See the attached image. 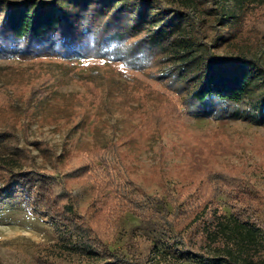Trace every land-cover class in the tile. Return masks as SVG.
<instances>
[{"label":"rangeland","instance_id":"obj_1","mask_svg":"<svg viewBox=\"0 0 264 264\" xmlns=\"http://www.w3.org/2000/svg\"><path fill=\"white\" fill-rule=\"evenodd\" d=\"M214 3L209 11L184 8L197 20L201 42L222 30L223 12L236 8L234 0ZM250 6L240 25L244 38L264 31V0ZM139 38L112 59L0 58L1 144L14 170L38 169L48 183L41 193L0 197V264L103 262L66 246L76 235L37 208L48 195L55 207L72 203L78 221L139 264H199L150 215L155 209L130 211L131 200L148 196L164 199L170 213L199 206L237 214L264 238V125L194 115L176 93L168 57L137 51ZM252 53L264 64L263 41Z\"/></svg>","mask_w":264,"mask_h":264},{"label":"trees","instance_id":"obj_2","mask_svg":"<svg viewBox=\"0 0 264 264\" xmlns=\"http://www.w3.org/2000/svg\"><path fill=\"white\" fill-rule=\"evenodd\" d=\"M176 1L182 7L161 0H0V58L112 59L123 43L140 37L137 51H159L168 57L174 89L186 97L194 115L264 125V64L252 53L255 45L264 42V31L246 38L240 33L253 0H234L235 10L222 13L226 14L221 17L222 30L202 42L197 20L184 8L198 4L209 11L215 0ZM1 136L0 197L20 189L26 196L36 188L41 193L48 185L43 180L47 174L35 168L14 170V157L6 156ZM164 202L149 196L142 202L131 200L130 211L141 216L144 212L139 213L143 210L138 211V206L155 209L149 214L162 221L170 237L199 264H264V238L256 225L234 213L197 211L199 206L186 211L175 206L170 213ZM55 205L48 195L37 208H46L55 224L61 221L69 236L76 235L66 244L74 252L102 255L103 262L96 264H139L78 221L72 203Z\"/></svg>","mask_w":264,"mask_h":264}]
</instances>
